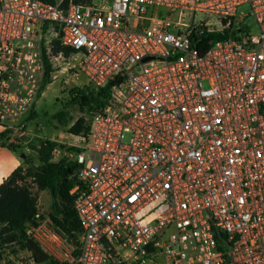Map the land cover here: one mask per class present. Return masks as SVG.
I'll return each instance as SVG.
<instances>
[{
    "label": "built area",
    "instance_id": "obj_1",
    "mask_svg": "<svg viewBox=\"0 0 264 264\" xmlns=\"http://www.w3.org/2000/svg\"><path fill=\"white\" fill-rule=\"evenodd\" d=\"M44 55L109 84L66 153L79 244L39 212L31 227L57 264H264V0H0L8 134Z\"/></svg>",
    "mask_w": 264,
    "mask_h": 264
},
{
    "label": "trees",
    "instance_id": "obj_2",
    "mask_svg": "<svg viewBox=\"0 0 264 264\" xmlns=\"http://www.w3.org/2000/svg\"><path fill=\"white\" fill-rule=\"evenodd\" d=\"M54 2L55 0H46ZM80 2H90L91 0H75ZM220 38L217 33H208L202 35L200 39H192V44L202 48L210 45L214 40ZM58 40L53 42V50L60 49ZM71 48L66 47L65 53L68 54ZM45 79L42 89L49 82V72L51 63L48 57L44 55ZM109 84L94 88L86 85L82 88L74 89L72 100L75 101L82 111H88L89 108L99 105L103 102ZM41 89V91H42ZM31 115L34 112L30 111ZM29 113V115H30ZM61 122H67L61 112L55 114ZM89 129L88 122L84 125V118L76 119L69 130L75 134L80 132L87 133ZM8 134V130H2L0 136ZM15 152H24V147L34 149L38 155V163H34L31 157L25 153L22 157V164L18 165L1 183H0V249L4 246H20L25 251H29L34 259L39 263L57 262L45 252L38 242L31 237V227L36 223L35 214L38 212V195L32 191L31 185L26 182L27 178L36 186L37 190L47 189L51 196L50 218L57 228L61 230L70 240L79 244V234L81 227L77 211L73 205V197L69 194L72 185V173L74 162L66 158L53 160V150L57 148L58 143L51 139L34 140L26 144L14 142L7 143ZM71 150H77L74 146ZM62 169H69L70 172L61 174ZM125 264V263H118Z\"/></svg>",
    "mask_w": 264,
    "mask_h": 264
},
{
    "label": "rangeland",
    "instance_id": "obj_3",
    "mask_svg": "<svg viewBox=\"0 0 264 264\" xmlns=\"http://www.w3.org/2000/svg\"><path fill=\"white\" fill-rule=\"evenodd\" d=\"M100 1V0H91ZM247 9L246 5L240 7ZM251 20V18H249ZM54 42V41H53ZM51 70L49 72V82L45 88L36 97L32 111L34 115H28L22 121L24 129L36 132L40 137L33 136L37 143L41 139H51L58 143L57 150L53 153V160L67 158L66 153L70 151L73 143H80L75 133L69 130L70 125L78 119L84 118V125L88 122V114L82 111L78 104L72 100L74 89L82 88L87 85V78L83 73L75 74V67L61 60H55L51 57ZM45 79V73L43 82ZM43 87V83H42ZM61 112L64 119L67 121L61 122L56 113ZM80 135L86 134L80 132ZM44 137V138H42ZM26 144V143H25ZM24 153H27L34 163H38V155L34 149L24 147ZM26 182L31 185L32 191L38 195V212L41 218H50V203L52 196L47 189L37 190L36 186L26 179ZM51 219V218H50ZM28 262L27 251L20 246H4L0 249V264H21Z\"/></svg>",
    "mask_w": 264,
    "mask_h": 264
},
{
    "label": "crops",
    "instance_id": "obj_4",
    "mask_svg": "<svg viewBox=\"0 0 264 264\" xmlns=\"http://www.w3.org/2000/svg\"><path fill=\"white\" fill-rule=\"evenodd\" d=\"M3 128L0 125V132ZM33 136L40 137L36 132L25 130L22 135L12 132L5 136H0V183L18 166L22 164L20 153L15 152L8 146V142L25 144L30 140H34ZM44 138V137H42ZM39 199V198H38ZM37 199V200H38ZM38 208V204H37Z\"/></svg>",
    "mask_w": 264,
    "mask_h": 264
},
{
    "label": "water",
    "instance_id": "obj_5",
    "mask_svg": "<svg viewBox=\"0 0 264 264\" xmlns=\"http://www.w3.org/2000/svg\"><path fill=\"white\" fill-rule=\"evenodd\" d=\"M24 155H25L24 152H21V153H20V156H21V157H23ZM67 172L69 173L70 170H69V169H62V170H61V174H62V175H64V174L67 173Z\"/></svg>",
    "mask_w": 264,
    "mask_h": 264
}]
</instances>
